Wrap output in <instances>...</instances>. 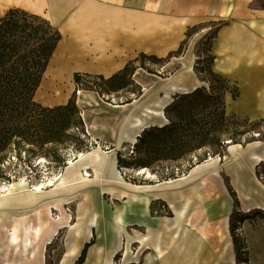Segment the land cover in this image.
Here are the masks:
<instances>
[{"label": "crops", "instance_id": "obj_1", "mask_svg": "<svg viewBox=\"0 0 264 264\" xmlns=\"http://www.w3.org/2000/svg\"><path fill=\"white\" fill-rule=\"evenodd\" d=\"M256 3L257 0H0V19L9 9L21 8L43 16L60 31L62 38L43 78L53 85L65 82L64 79L73 82L77 72L110 77L140 53L163 57L176 50L194 25L227 21L213 43V68L239 89L236 99L230 94L227 96L228 111L257 119L264 117V7ZM207 32L208 29H203L196 33L188 51ZM179 63L180 69L169 77L171 84L165 89L159 84L153 86L151 74L142 68L136 71L135 79L144 88V94L149 88L153 96H169L170 101L174 100L173 96L206 84L190 68L188 57L183 56ZM125 116L135 131L141 124L145 129L160 126L165 120L156 116L149 121L144 110ZM88 135L97 144L119 146L99 135L90 132ZM123 136L122 140L120 136L121 143L129 144L130 139ZM97 149L100 148L83 152L95 162L77 160L76 166L61 171L65 176L59 189L63 197L52 201L62 205L74 201L75 223L73 227L62 228L69 233V240L58 264H76L85 244L92 239L94 244L89 247L83 264H115L116 257L111 254L114 250L123 252L128 235L145 236L154 230L156 222L165 219L167 222L154 230L155 236L149 239L148 246L141 248L142 244L135 242L140 245L141 254L138 260L125 264H237L230 230L234 200L229 185L237 193L241 212H264V182L258 178L256 169L264 162V141L229 145L223 158L217 156L198 163L183 177L144 185L125 182L127 186L121 189L116 185L118 153L99 155ZM84 169L90 170L91 178L82 176ZM104 196L114 204L120 202L111 218L107 217L111 227L108 239L99 231L105 218V210L99 206ZM2 203L0 237L5 231L2 221L7 217L11 228L25 229L16 211H7L4 215ZM156 203L167 207L170 215L153 219L151 212ZM178 214L181 219L176 221ZM134 226L144 227L147 233L132 235L130 230ZM95 233L99 234L97 239ZM74 244L77 250L71 256L69 250ZM1 256L0 252V264H9ZM30 261V256H25L22 264ZM43 264H46L45 257Z\"/></svg>", "mask_w": 264, "mask_h": 264}, {"label": "trees", "instance_id": "obj_2", "mask_svg": "<svg viewBox=\"0 0 264 264\" xmlns=\"http://www.w3.org/2000/svg\"><path fill=\"white\" fill-rule=\"evenodd\" d=\"M259 2L256 4L264 7V0ZM226 24L227 21L220 20L194 25L187 30L177 50L164 57L140 53L110 77L75 73L76 88L67 103L47 107L37 103L34 97L62 35L41 15L21 8L9 9L0 19V178L7 176L5 167L11 156L22 150L25 154L31 152L52 158L58 163H64L63 152L70 148L78 152L85 151L89 141L86 124L77 103L79 90H94L107 98L108 102L131 103L143 95L142 86L134 80V74L139 68L163 78L168 77L150 68L147 61L164 67L173 58L182 56L193 35L206 27L216 26L210 35L214 43L219 29ZM213 43L209 44V52H212ZM214 60L215 56L210 54L207 68L200 70V74L205 73L202 80L209 83V88L200 86L191 92L177 95L165 109L170 123L145 130L139 137L136 146L144 143L146 155L134 158L133 154L123 156L119 153V168H129L133 164L150 168L161 161L181 159L186 153L203 146L223 147L225 137H229L231 143L244 146L254 141H264V132L259 130L264 125V118L251 121L228 113L227 96L230 94L236 99L239 89L227 77L214 70ZM178 69L176 67L170 74ZM248 125L252 128L246 130ZM242 127L245 129L241 130ZM254 132L260 133L257 136ZM244 135H248L244 140L238 139ZM172 178H177L175 172L160 175L158 181ZM229 189L234 200L230 230L237 264H241L246 258L243 257L244 252L236 234V225L242 217L240 201L230 185ZM92 244L94 239L85 244L76 264L85 262Z\"/></svg>", "mask_w": 264, "mask_h": 264}, {"label": "rangeland", "instance_id": "obj_3", "mask_svg": "<svg viewBox=\"0 0 264 264\" xmlns=\"http://www.w3.org/2000/svg\"><path fill=\"white\" fill-rule=\"evenodd\" d=\"M257 3H260L259 0L257 1ZM216 28H217L216 26L206 27L205 29H208V32L206 33V35L202 37L201 39H199L196 45L192 47L190 51H188L190 47L189 46L190 41H191L190 39L182 56L178 58H173L172 61L166 66L161 67L158 64L156 65V64L150 63V61H147V64L150 66V68H154L158 70L159 73L167 74L168 77H170L172 75L170 74V71H173L176 67L180 69L181 64L179 63V59L182 58L183 56H186L189 58L191 62L190 68L193 71H195V73L202 80L203 76H205V73L200 74V70L205 67L207 68V65L210 61V54H213L212 52H209L207 49L209 47V44L213 43V40L210 38V35L212 34V32H214V30H216ZM145 72L147 71L145 70ZM77 73H81V72H77ZM151 75H156V74H151ZM134 80L136 81L135 74H134ZM63 81L65 82H62L61 84L53 85V84H50V81L45 82L42 79V82H41L42 85H40L34 97L35 101L47 107L61 105L64 102L67 103L72 93L74 92L76 85L74 81L70 82L69 79H64ZM150 83L151 84L155 83L153 78L150 80ZM169 84H171L170 81H163L159 83V85L162 86L163 89L167 88ZM202 86L209 88V83L206 82V84ZM90 93H94L97 98H100L101 100L108 102L107 98L100 96L96 91L84 89V94H83L84 96L79 95V93L77 94V103L80 107L82 117H83V109L85 108V103L87 100L86 96H88ZM143 94H144V88H143ZM173 97L175 99L176 96H173ZM163 99L164 100L166 99L165 95H161V94L158 96L152 95L150 100H147L141 108L136 110V113H139L141 111L143 112L144 110V112L147 115L146 116L147 120L150 121L153 115L148 113V111L152 112L154 110H158L160 102L164 101ZM166 101L167 102L165 103V106L163 107V116H162L163 119H167L164 125H160V126L152 125V126L145 128L143 132L145 130H149L154 127L160 128L170 123L169 119L167 118L165 114V109L172 101L170 100H166ZM106 109L107 108L104 104L94 107L90 118L85 120L83 117L85 124L87 121H90V119H93L97 124H99L100 127L109 128V127L119 126L123 129H126L127 134L125 133L123 134V135H126V137L131 135L130 132L133 133L135 131L129 126L130 120L129 122H127L125 119L127 118V116L123 115L122 112L115 111V112H111L108 114L105 112ZM227 111H228V108H227ZM228 113L237 115L229 111ZM115 116L117 117L115 118ZM133 116L134 115H132V117ZM237 116L239 118H249L251 121L264 118V117H261V118L253 119V118L241 116V115H237ZM157 117L161 118L160 116H157ZM131 125H133V122H131ZM251 128L252 127L248 125L246 130H249ZM242 129H245V128L242 127L241 130ZM86 130L88 133L89 131L87 129V124H86ZM259 130L261 132H264V125L260 126ZM259 133L260 132H254L253 134L258 136ZM106 135L108 136V134ZM123 135H121L122 136L121 140L122 138H124ZM247 136L248 135L239 136L238 139L244 140ZM121 140H120V144L118 147H113L107 143L97 144L88 135L89 143L86 149L93 148V147H99L100 149L104 151H109V152L115 151L118 154L119 153L122 154L123 156H130L133 154L132 156L134 158L135 157L140 158L141 156L144 157L146 155L144 143H139L137 146L134 145L132 147L131 143L129 144H126L123 142L121 143ZM231 142L232 140L229 137H225L223 147H220L217 145L203 146L201 148H198L191 152L186 153L181 159L161 161V162L156 163L150 168L138 166L137 164L130 165L129 168L127 167L119 168V166H117L118 176L116 175V177H119V179L116 181L117 188L121 189L122 187L127 186L125 185V182H127L128 184H134V185L135 184L144 185V184H149L150 182L154 183L158 181V178L160 175L171 174V172H175L177 174V178L183 177L184 175L188 174V172L196 164L204 162L212 157L220 156L223 158L224 153L227 150V147L229 145L240 144V143H231ZM78 153H83V152H78L75 148H70L64 151L63 152V155H64L63 159L65 160L64 163H58V162H55L52 158H49V157L47 158V157H44L38 154L34 155L31 152H27L25 154L23 150L19 153H14L13 156H11V160L9 161V163L6 164L7 167H5L7 171V176L5 178L4 177L0 178V186L5 185V186H9L10 188H12V185H14V187L12 188V193L6 197H3V199H0V201L3 202L2 204L5 205V207L2 209V211L4 212V215H7V211H13V210L16 211L14 213L19 214L21 226H25L26 225L25 221L29 220L28 216H31V213H34V210L38 209L39 207H44V204H46L47 201L53 202L52 200L56 201L62 198L63 194L61 193L60 190H57L56 192L49 191L43 194H35L31 192L30 190L33 184L46 182L49 178L54 177L56 174L63 171V169H65V167L68 166L69 164L68 162L70 159H75L77 156H79ZM141 169H146L147 173L151 174V177L148 178L147 175L145 174L139 175L138 171H140ZM256 169L259 172V175H257L258 178L262 182H264V162L259 163ZM86 170L87 169H84L82 171H86ZM107 177L109 178L110 175H107ZM115 203L116 204H114V202L111 201L110 198H108L107 196H104V201L99 204V206L101 205V209L105 210V212L103 211V214H104L103 216L105 218L102 221L100 228H99L101 236L105 235V231L107 229L106 228L107 227L106 218L108 216L111 218V215L114 213V211L116 212V206L120 204V202L119 203L115 202ZM73 204H74V201L73 203L67 202L63 204V207H64V212L71 213L75 217V208L73 207L74 206ZM68 209H70V211H68ZM61 212L62 211L60 209L59 210L54 209L52 211L51 217H58V215L61 214ZM151 213H152L153 219H155V217L170 215V212L168 211L167 207L165 208V206H162V204H159V203H156L153 205ZM240 213L242 214V217L240 218L241 220L238 221L236 225L237 227L236 234L239 238V242L242 248L241 250L245 253V255H243V252H242V255L244 258H246V260L242 261L241 264H249L251 261L255 264H258V262L264 263V212L256 211V212L244 213L240 211ZM45 215H47V213ZM47 217L49 219L51 218L50 216H47ZM7 219L4 220L5 229L6 228L11 229V226H9ZM23 230L24 228H21V232ZM130 233L132 235L141 236L143 234H146L147 230H145V228L141 226H134L130 230ZM68 236H69V233L66 231V229H61L59 233L56 236H54L52 243L48 245L47 250L45 252L46 264H58L59 263L60 259L62 258L64 252L67 249V246H68L67 241L69 240ZM97 237H99V234L95 233V239H97ZM131 254L132 255L141 254V248L138 243L133 244V247L131 248ZM125 263H126L125 254L124 252H121L118 254L117 258L115 259V264H125Z\"/></svg>", "mask_w": 264, "mask_h": 264}, {"label": "bare ground", "instance_id": "obj_4", "mask_svg": "<svg viewBox=\"0 0 264 264\" xmlns=\"http://www.w3.org/2000/svg\"><path fill=\"white\" fill-rule=\"evenodd\" d=\"M186 66V65H184ZM150 80L154 79V85L156 86L160 82L163 81H171V78H162L158 75H151ZM137 80L139 79V76H136ZM42 85V84H41ZM79 95L84 94V90L78 91ZM153 90L147 89L145 94H143L140 98L135 99L133 102L128 104H117V103H110L101 100L100 98H97L94 93H90L87 97L85 108L83 109V117L84 119H88L91 117V113L94 109V107L99 106L101 104H104L106 106V113H111L115 111L123 112L124 110H128L125 115L132 113L145 104L147 100H150L152 97ZM84 96V95H83ZM164 100V99H163ZM166 100H171L169 96H166V99L164 101H161L159 104V109L154 110L152 112H149L152 116V119L156 116H163V107L165 106ZM117 116H115L116 118ZM151 119V120H152ZM164 121L160 122L161 125L164 124ZM88 131L93 135H99L106 141L110 143L116 144V146L119 145L120 136L122 134H126V129H123L121 127H100L99 124H97L93 119H90V121L86 122ZM143 124H141L138 129L134 132V134L129 135L128 138L130 139L131 146L133 147L136 145L139 141V137L143 133ZM108 134V136L106 135ZM97 152L99 155L104 154L108 155L110 152H106L102 149H97ZM79 156H77L74 159L69 160V164L67 167H73L76 166L79 161H86L88 162H95L92 159L86 158V155L84 153H78ZM139 175L145 174L147 177H151L150 173H147L146 169H141L138 171ZM82 176L84 178H91L90 170L82 171ZM90 176V177H89ZM65 176L60 172L56 174L54 177L49 178L46 182L36 183L32 185L31 192L35 194H43L47 193L49 191L55 192L59 190L63 184ZM134 186V185H133ZM8 187V188H7ZM14 185H12V188ZM139 187V186H138ZM12 188L9 186H0V198L6 197L9 194L12 193ZM72 202V201H69ZM65 204V203H64ZM76 204V203H75ZM43 208V209H42ZM61 210V214L58 215V217H51L53 210ZM33 212V211H32ZM47 213V215L45 214ZM47 216H50L49 219ZM30 222L26 224L25 229L21 232V228L15 227L11 229H5L2 237H0V252L2 253V260L9 264H22V260L25 256H30L31 261L30 264H43V259L45 257V252L47 250V247L49 244L52 243L54 236H56L59 231L64 227H73L74 225V217L71 213H65L64 207L62 204H57L56 202L47 201L46 204H44V207H39L38 209L34 210V213H31ZM107 219V220H106ZM106 225L107 229L105 231V238L108 239L110 237V229L109 226V218H106ZM181 219V214H178L177 220L179 221ZM121 220V219H118ZM4 225V220L2 221ZM167 222V219L160 220L157 223L154 230L160 228L163 224ZM162 224V225H161ZM123 228V227H122ZM150 230V232L142 237H134L131 235H128L127 241H126V247L123 249V252L125 254V260L126 263L132 262L135 260H138V255H132L131 254V248L133 247V244L138 240L140 242L141 248H144L145 246H148L149 239H152L153 236H155V231ZM138 238V239H137ZM122 241V236H120V243ZM155 248V247H154ZM76 247L75 244L71 246L70 254L73 256L76 253ZM30 252V253H29ZM120 252L118 250H114L111 254L112 257L118 256ZM31 254V255H30ZM12 262V263H11Z\"/></svg>", "mask_w": 264, "mask_h": 264}, {"label": "built area", "instance_id": "obj_5", "mask_svg": "<svg viewBox=\"0 0 264 264\" xmlns=\"http://www.w3.org/2000/svg\"><path fill=\"white\" fill-rule=\"evenodd\" d=\"M68 211H70V209H68ZM244 255H245V253H244Z\"/></svg>", "mask_w": 264, "mask_h": 264}]
</instances>
